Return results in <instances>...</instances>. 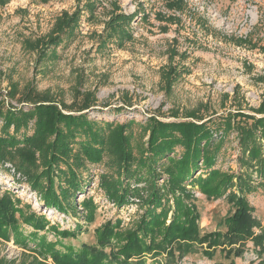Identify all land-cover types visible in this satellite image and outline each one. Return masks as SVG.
Returning a JSON list of instances; mask_svg holds the SVG:
<instances>
[{
    "label": "rangeland",
    "instance_id": "1",
    "mask_svg": "<svg viewBox=\"0 0 264 264\" xmlns=\"http://www.w3.org/2000/svg\"><path fill=\"white\" fill-rule=\"evenodd\" d=\"M3 1V109L28 107L26 97H48L59 107L66 105L74 110L89 104L83 113L91 119L115 123L133 120L131 141L135 147L147 139L143 129L149 117L175 121L191 114L215 119L235 110L254 115V109L264 101V0ZM73 14L77 15L73 28L58 36L54 48L53 43L44 47L50 38L57 37L58 22ZM121 17H125L124 22L110 30L109 25ZM134 152L137 155L136 149ZM238 154L237 133L231 131L218 152L216 166L238 171ZM107 165L105 156L102 162L90 166L93 176L86 191L97 210L88 225L73 214L65 216L45 209L35 192L16 180L9 164L6 166L10 170L0 167V193L9 190L21 199L24 209L28 205L61 228L77 223L86 226L75 238L63 239V244L94 243V229L106 220L121 218L124 226H130L141 213L134 203L118 209L105 200L98 180ZM192 191L201 232L214 230L232 211L231 205L223 198H207L196 189ZM83 197L78 194L79 203ZM247 198L255 217L264 225V186H258ZM29 231L27 227L25 232ZM46 236L55 241L52 233ZM246 247L243 255L235 258L237 264H264V254L258 256L251 242ZM34 255L12 238H0V264H26ZM215 261L227 262L219 252L211 260L192 253L180 264Z\"/></svg>",
    "mask_w": 264,
    "mask_h": 264
},
{
    "label": "trees",
    "instance_id": "2",
    "mask_svg": "<svg viewBox=\"0 0 264 264\" xmlns=\"http://www.w3.org/2000/svg\"><path fill=\"white\" fill-rule=\"evenodd\" d=\"M76 19L73 14L58 22L57 37L44 47L53 43L54 48ZM124 20L116 19L110 30ZM24 100L29 104L24 109L0 105V167L10 170L9 164L16 180L28 185L45 209L73 214L87 225L93 222L97 204L86 188L93 176L90 166L105 156L107 170L98 180L105 200L118 209L127 203L141 209L132 225L108 219L94 229V243L73 246L62 240L75 238L86 226L61 228L28 205L24 209L19 197L4 190L0 238L31 249L35 255L26 264H180L188 254L201 253L211 260L217 252L227 262L210 264H237L235 258L243 255L248 242L258 256L264 254V225L247 198L264 186V101L254 115L235 110L215 119L191 114L175 121L149 117L143 129L147 139L134 147L133 120L91 119L83 113L89 104L74 110L48 97ZM231 131L237 133L238 171L216 166ZM193 189L207 198H223L232 207L212 231L200 230ZM78 194H84L80 203ZM27 227L31 231L26 233ZM47 232L55 241L47 239Z\"/></svg>",
    "mask_w": 264,
    "mask_h": 264
}]
</instances>
